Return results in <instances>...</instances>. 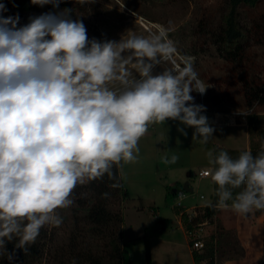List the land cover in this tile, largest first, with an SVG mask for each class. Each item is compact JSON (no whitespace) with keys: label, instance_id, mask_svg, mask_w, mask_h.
Here are the masks:
<instances>
[{"label":"clouds","instance_id":"obj_1","mask_svg":"<svg viewBox=\"0 0 264 264\" xmlns=\"http://www.w3.org/2000/svg\"><path fill=\"white\" fill-rule=\"evenodd\" d=\"M63 2L31 0L54 9ZM8 11L0 3V249L18 239L15 247L27 253L42 228L63 223L58 209L74 204L78 186L105 175L112 188L121 186L124 165L138 161L150 126L178 121L205 145L216 128L191 95L206 94L209 85L193 58L178 54L164 25L100 40L89 38L70 8L31 16L22 26ZM207 157L202 177L210 176L217 196L210 207L240 216L264 211V147L236 158L209 150Z\"/></svg>","mask_w":264,"mask_h":264},{"label":"rangeland","instance_id":"obj_2","mask_svg":"<svg viewBox=\"0 0 264 264\" xmlns=\"http://www.w3.org/2000/svg\"><path fill=\"white\" fill-rule=\"evenodd\" d=\"M70 1L76 18L86 25L90 39L119 40L127 30L147 35L149 32L140 23L141 19L169 28V36L174 39L178 52L195 56L194 67L209 85L205 100L208 111L202 114L216 128L214 136L205 145L198 138H192L194 129L178 121L150 126L148 134L139 142L138 161L124 165L122 183L129 195L124 200L114 199L110 204L123 216L121 238L129 245L133 264H148L146 242L154 264H194L189 248L191 239L179 224L181 216L175 208V189H181L180 185L183 187L189 181L194 190L187 191L183 204L185 207L196 205L198 213L202 212L204 206L211 203L213 185L210 177H199V169L209 165L207 152L214 149L213 144L223 139L229 147L251 149L249 123L241 125L242 119H237L235 124L227 123L223 113L243 108L245 92H250L247 86L252 82L264 84V1L256 8H241V23L251 30L252 41L240 66L220 54L214 37L227 0H94L83 6L78 0ZM0 3L11 9L8 0H0ZM42 13L45 12L30 13L19 26L28 23L29 17ZM196 93L191 95L195 103L201 105ZM255 113L264 116V106L259 105ZM216 122L221 124L218 126ZM178 128H185L187 136ZM261 144L264 147V140ZM173 155L178 157L175 163H164V156L170 159ZM201 194L204 198L199 197ZM72 199L74 204L70 208L58 209L63 218L59 227L42 228L46 235L38 244L40 257L33 264L72 263L69 244L75 231L73 214L79 210L84 212L78 209L77 197ZM219 218L215 216L197 226L196 238L204 240L213 233L220 236ZM108 239L109 232L93 236L86 231L80 237L95 250H100ZM222 259L218 256L219 263ZM261 260L256 264H261Z\"/></svg>","mask_w":264,"mask_h":264},{"label":"trees","instance_id":"obj_3","mask_svg":"<svg viewBox=\"0 0 264 264\" xmlns=\"http://www.w3.org/2000/svg\"><path fill=\"white\" fill-rule=\"evenodd\" d=\"M263 1L264 0H227L226 6L222 12L219 30L214 32V37L218 44L220 54L232 63H236L239 66L241 65L252 41L251 30L241 23V8L242 6L256 8ZM8 2L11 4V9L4 15L8 16L18 13L20 17L19 24L22 23L24 18L30 13L36 11L59 12L64 8L72 9L71 17L74 20L77 19L75 16V8L70 0H65V2L61 3L59 9H54L51 5H45L43 7L33 5L31 0H8ZM247 87L250 89V92H245V105L243 108L251 107L255 103H257L258 106H264V84L252 82L250 86L248 85ZM206 98L207 94L205 100ZM248 123L250 125L251 140L253 141L250 151L253 155H256L262 150L261 143L264 140V116L254 113L248 117ZM256 138L258 141L254 142ZM213 150L215 152H219L220 150L227 151L233 158H236L240 152L246 151L220 145H215ZM190 175H193V172H191ZM112 183L113 181L105 175L102 180L93 181L89 184L78 186L75 189L72 197H77L78 209H82L84 212L80 213L79 210L73 214L75 231L70 237L69 244L71 264H73V262L74 264H133L129 245L122 241L121 238L120 227L123 222V216L119 211L111 208L110 205L111 201L114 199H126L129 192L124 188L122 180L120 181L121 186L118 188H112ZM180 187L182 189L184 188L181 185ZM103 193H108V195L105 197L102 195ZM216 200V185H214L211 203L205 205L202 212L198 213V215L192 219H190L187 214H182L181 221L186 233L191 239V246L194 241L198 239L196 238V227L207 220L213 219L219 212V209L209 206L215 204ZM110 229H112V231H110ZM86 231L90 232L93 236H103L109 232V239L104 246L100 247V250H95L91 244H87V242L80 240L81 235ZM189 232L193 234H189ZM43 235H46V233L41 229L39 237L34 244L29 246L27 253H25L23 249L15 247L16 243H18V239L6 242L5 250L0 249V264H33L36 258L40 257V248L38 244ZM203 241V249H192L196 264H219L218 256L222 257V260L227 258L228 242L221 239L218 234L213 233L209 238ZM8 254H14V259L11 262L7 258ZM146 259L148 264H152L148 242H146ZM261 264H264V260Z\"/></svg>","mask_w":264,"mask_h":264},{"label":"crops","instance_id":"obj_4","mask_svg":"<svg viewBox=\"0 0 264 264\" xmlns=\"http://www.w3.org/2000/svg\"><path fill=\"white\" fill-rule=\"evenodd\" d=\"M216 124H218L219 126L221 123L216 122ZM221 140L222 141L219 140V142L216 141L213 144V146L220 145L233 149L241 148V147H229L227 144L223 143V139ZM209 167L210 165H204L200 167L199 172L200 170L207 169ZM186 182L189 183V187L192 188L193 191L194 186H192L189 181ZM212 185H213V191H212L213 194L214 192L213 182ZM175 193H176V189H175ZM218 215L220 217L219 218L220 238L228 242L227 258L224 259L223 262L219 264H256L259 263L260 259L264 260V243H263L264 211H255L254 213L249 214L248 216H240L234 213L233 211H231L230 209L228 210L219 209V212L217 213L216 216ZM179 224L181 228L185 231L181 218H179ZM189 248H190L191 257L194 261L191 244H189ZM151 257H152V264H154V258L153 256ZM194 264H196L195 261Z\"/></svg>","mask_w":264,"mask_h":264},{"label":"built area","instance_id":"obj_5","mask_svg":"<svg viewBox=\"0 0 264 264\" xmlns=\"http://www.w3.org/2000/svg\"><path fill=\"white\" fill-rule=\"evenodd\" d=\"M141 24L148 32L156 31V26L160 25L158 23H153V22L146 21V20H144V22H141ZM169 38L174 41V39L172 37L169 36ZM178 54L180 56H190V57L193 58V60L195 59L194 55H184V54H180L179 52H178ZM200 79L203 80L202 78H200ZM197 94H198L199 98L201 99V105H204L206 107V105H205V97H206L207 91H206V94H204V95H201L199 93H197ZM257 107H258V104L255 103L251 107L240 108V109H237V110H234V111H230V112H227V113H223V114H225L227 116V118H226V122L227 123L235 124L237 119H242V122L240 124L241 125H248V117L255 113ZM207 111L208 110L206 108L205 112H207ZM207 169L200 170L199 177L201 179L210 177V176L202 177V173L206 172ZM176 195H177V200L175 202V208L180 211V216H182V214L185 213V214H187V216L190 219H192L193 217L198 215V211H197L196 205L191 206V207H185L184 206L183 202L187 198V191L184 188L176 190ZM200 197L204 198L203 195H201ZM204 224H206V222L201 223L199 226H202ZM189 234H193V233L189 232ZM203 248H204V241L202 239H199V238L196 239L194 241L193 245H192V249H203Z\"/></svg>","mask_w":264,"mask_h":264},{"label":"water","instance_id":"obj_6","mask_svg":"<svg viewBox=\"0 0 264 264\" xmlns=\"http://www.w3.org/2000/svg\"><path fill=\"white\" fill-rule=\"evenodd\" d=\"M183 187H184V189L186 191H192V188L189 187V183L188 182H185Z\"/></svg>","mask_w":264,"mask_h":264},{"label":"bare ground","instance_id":"obj_7","mask_svg":"<svg viewBox=\"0 0 264 264\" xmlns=\"http://www.w3.org/2000/svg\"><path fill=\"white\" fill-rule=\"evenodd\" d=\"M141 22H144V21L141 19L140 23H141Z\"/></svg>","mask_w":264,"mask_h":264}]
</instances>
